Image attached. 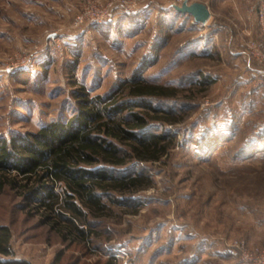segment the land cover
Returning a JSON list of instances; mask_svg holds the SVG:
<instances>
[{"label":"rangeland","instance_id":"1","mask_svg":"<svg viewBox=\"0 0 264 264\" xmlns=\"http://www.w3.org/2000/svg\"><path fill=\"white\" fill-rule=\"evenodd\" d=\"M182 1L0 0V141L70 118L83 96L139 100L128 93L133 83L160 89L144 96L158 112L131 110L158 116L149 131L175 134L158 160L128 158L118 168L152 184L112 192L107 207L88 216L92 232L82 242L63 240L43 209L4 185L0 224L12 253L1 259L261 262L264 0H187L208 7L203 24L175 10Z\"/></svg>","mask_w":264,"mask_h":264},{"label":"trees","instance_id":"2","mask_svg":"<svg viewBox=\"0 0 264 264\" xmlns=\"http://www.w3.org/2000/svg\"><path fill=\"white\" fill-rule=\"evenodd\" d=\"M159 89L133 83L128 93L139 100L120 101L113 94L83 96L77 99L78 111L70 118L52 120L10 141L1 140L0 190L4 185L19 188L28 205L44 210V222L63 240L72 237L82 242L92 232L88 216L102 212L112 192L132 193L152 184L140 172L119 170L126 159L158 160L174 143L175 134L148 130L157 115L131 110L143 106L158 112L144 96L158 95ZM163 116L169 122L177 121ZM10 236L9 228L0 224L1 255L12 253ZM0 264L30 263L0 258Z\"/></svg>","mask_w":264,"mask_h":264},{"label":"water","instance_id":"3","mask_svg":"<svg viewBox=\"0 0 264 264\" xmlns=\"http://www.w3.org/2000/svg\"><path fill=\"white\" fill-rule=\"evenodd\" d=\"M177 12L183 14H189L192 16L195 23H205L210 17V11L208 7L201 2L188 3L187 0H183L181 5H174Z\"/></svg>","mask_w":264,"mask_h":264},{"label":"built area","instance_id":"4","mask_svg":"<svg viewBox=\"0 0 264 264\" xmlns=\"http://www.w3.org/2000/svg\"><path fill=\"white\" fill-rule=\"evenodd\" d=\"M263 256H264V253H263ZM259 264H264V257L262 258V260Z\"/></svg>","mask_w":264,"mask_h":264}]
</instances>
